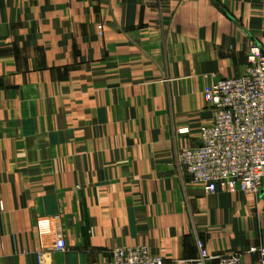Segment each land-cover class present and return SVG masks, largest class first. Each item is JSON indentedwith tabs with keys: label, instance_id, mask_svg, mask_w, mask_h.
Wrapping results in <instances>:
<instances>
[{
	"label": "crops",
	"instance_id": "crops-1",
	"mask_svg": "<svg viewBox=\"0 0 264 264\" xmlns=\"http://www.w3.org/2000/svg\"><path fill=\"white\" fill-rule=\"evenodd\" d=\"M252 42L264 0H0V138L32 139L0 144V264H113L127 246L259 262L264 190L209 192L179 163Z\"/></svg>",
	"mask_w": 264,
	"mask_h": 264
},
{
	"label": "built area",
	"instance_id": "built-area-1",
	"mask_svg": "<svg viewBox=\"0 0 264 264\" xmlns=\"http://www.w3.org/2000/svg\"><path fill=\"white\" fill-rule=\"evenodd\" d=\"M247 68L239 76L217 79L206 92L212 119L199 130V145L184 149L179 157L190 179L214 192L218 186L228 191L264 190V49L252 42L246 52ZM180 134L187 127L177 129ZM200 247L202 260L207 256ZM60 230L51 248L66 250ZM255 251V248H251ZM264 264V247L259 250ZM218 264H247L241 253L216 257ZM113 264H162V258L146 246L115 247Z\"/></svg>",
	"mask_w": 264,
	"mask_h": 264
},
{
	"label": "rangeland",
	"instance_id": "rangeland-1",
	"mask_svg": "<svg viewBox=\"0 0 264 264\" xmlns=\"http://www.w3.org/2000/svg\"><path fill=\"white\" fill-rule=\"evenodd\" d=\"M49 93L47 96L48 98L50 97V103H52L51 105V112H57L58 111V92L59 90L57 88H50V89H46L45 90V93ZM50 95V96H49ZM9 97V95H7ZM0 107L3 108V113H6V112H10V109H11V106H7L8 109H5V106H2L0 105ZM16 109V106H12ZM26 106H22L18 108V112L22 111V112H26ZM58 123V122H57ZM52 124H55V122L52 121ZM31 138L30 137H1L0 138V144L2 145H6V146H9L10 144H14V143H20L22 145H26L27 143H30V140ZM44 138H41V137H36V138H33L34 142L35 143H39L43 140ZM32 140V139H31Z\"/></svg>",
	"mask_w": 264,
	"mask_h": 264
}]
</instances>
